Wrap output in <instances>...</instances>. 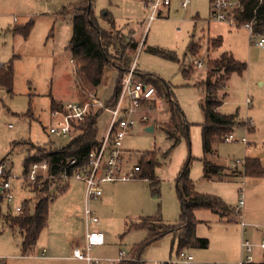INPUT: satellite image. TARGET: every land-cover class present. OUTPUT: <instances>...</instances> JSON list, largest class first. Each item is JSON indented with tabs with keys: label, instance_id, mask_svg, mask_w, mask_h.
<instances>
[{
	"label": "rangeland",
	"instance_id": "1",
	"mask_svg": "<svg viewBox=\"0 0 264 264\" xmlns=\"http://www.w3.org/2000/svg\"><path fill=\"white\" fill-rule=\"evenodd\" d=\"M81 1L0 0V73L6 72L9 66L12 68L9 84H0V160L8 164L16 176L23 173L27 153L35 154L34 149L29 151L30 143L58 148L69 141L49 133L51 101L82 100L85 93H93V88L80 91L75 87L72 77L76 64L68 49L74 7ZM148 1L94 0L93 9L99 27L111 36L123 41L131 35L138 41L133 58L137 65L135 71L157 75L169 84L171 99L188 124L189 142L183 135L175 141L163 128L171 119L169 102L164 95L157 92L151 101H140L136 115H131L135 125L122 139V148L127 166L140 158L153 159L155 186L148 178L140 176L104 183L101 198L90 202L100 219L97 227L105 234V244L92 248L91 254L105 259L117 257L119 250L130 253L132 246L146 237L145 229H129L130 224L140 219L154 225L157 220L164 224L178 222L180 205L175 178L188 157L191 158L189 176L197 191L216 195L233 209L239 189L243 187L244 222H264V175L244 174L245 161L236 166L240 174L232 168L235 159H258L264 170V155L260 156L264 153V48L254 43L260 35L251 36L242 25L233 26L214 19L209 0H190L187 7L180 6L181 0H170V4L161 6L157 16L148 22ZM105 14L112 18L114 25ZM16 27L25 28L27 32H17ZM218 36L221 45L210 47L209 39ZM191 41L196 44L197 57L187 51ZM155 47L174 53L179 61L152 53ZM112 52L111 63L118 68L119 49ZM224 52L246 67L241 73L229 75L226 95L218 108L222 114H236L239 124L231 130L235 140L215 142L214 153L208 157L223 169L230 168L228 174H235L230 179L217 181L202 177L201 104L205 93L201 83L210 62ZM196 59L202 62L201 68L194 65ZM131 63L132 60L127 65L129 68ZM113 67L105 68L103 80L95 88V95L103 103L110 100L119 79V71ZM184 68L188 75L182 74ZM134 78L139 80L137 76ZM212 80L216 82L215 77ZM143 114L148 116L147 125L139 122L138 116ZM98 116L97 136L101 137L110 114L103 110ZM148 125L153 126L152 131H145ZM242 137L247 143L241 141ZM144 167L141 166L142 171ZM11 185L14 200L8 202L0 197V264H85L82 260L71 262L41 257L42 249L46 255L50 253L47 246L53 241L64 243V238L69 237L84 242L82 182L72 179L65 191L51 193L54 198L49 201L45 226L34 247L26 252L21 249L20 232L15 228L11 230L3 218L14 215L15 205L23 200L27 207L29 202L32 206L36 195L23 186L21 178L11 179ZM194 214L198 220L195 233L208 242L205 248H184L192 253L197 264H236L240 259L241 239L259 242L264 238L256 239L253 230L257 227L254 226L247 225V231H242L236 222L240 217H235L231 210L227 217L233 219L232 222L207 208H197ZM174 239L172 233H167L150 243L141 253L144 263L173 258L177 244L174 242L171 250ZM68 246L69 242L62 253H70ZM253 259L255 264L264 263L257 246L253 249Z\"/></svg>",
	"mask_w": 264,
	"mask_h": 264
},
{
	"label": "trees",
	"instance_id": "2",
	"mask_svg": "<svg viewBox=\"0 0 264 264\" xmlns=\"http://www.w3.org/2000/svg\"><path fill=\"white\" fill-rule=\"evenodd\" d=\"M209 1L212 3L214 0ZM238 1L240 6L233 10L232 13L236 22L238 24L249 22L252 25V34H262L264 31V0ZM93 5L94 0H82L74 7L72 34L68 43L71 60L76 64L72 79L75 87L80 91L93 88L92 94H96L95 88L101 84L105 68L107 66L113 67L111 63L112 51L119 49L120 53L118 57L121 63L118 68L113 67L119 71V79L110 100L104 103L105 107L112 108L115 106L120 93V77L129 68L127 66L129 61L134 60V53L138 48V41L135 38H131V35H125L129 37L127 40L126 38L123 41L119 40V37H113L106 30L100 28ZM105 15L111 25H114L112 18L107 14ZM15 31L26 33L27 29L16 27ZM220 45V36L209 39L210 47L217 48ZM187 51L194 57L198 56V50L196 49L194 41L189 43ZM151 52L164 58L179 61L178 57L172 52L165 53L162 49L156 47L152 48ZM245 67V63L235 60L231 54L224 52L210 62L206 76L204 77L205 80L201 83L205 93L201 104L203 121L201 123L202 156L200 158L202 163V177L204 179H210L214 175H219L222 168L212 163L208 158L214 153V143L222 141L227 134L231 133L233 126L239 124L236 114H222L218 111V108L223 103L226 95L224 90L229 75L232 72L241 73L245 70ZM8 68L6 72L0 73V84L6 83L8 85L9 81H11L12 68L11 66ZM181 72L183 75H188L187 68L181 69ZM135 75L141 82L154 86L159 95H164L168 99L171 119L163 126L166 133L174 138L175 141L183 135L189 142L188 124L177 103L171 99L169 84L163 78L151 73L136 70ZM212 77H215L216 82L212 80ZM90 93H85V98L81 101L86 100L90 96ZM62 103L56 102L53 99L51 101V110L60 107ZM102 111L103 109L97 113L90 114L80 122L77 126L79 132L76 136L61 147L53 148L30 143L29 151L30 149H34L35 154L27 153L23 161V172L28 169L32 162L39 161L43 158H48L51 163H56L51 168L55 173L70 159H75L76 164L73 166L75 170L84 168L87 165L88 153L97 148L99 144L97 141V119ZM138 163L140 165V171L136 177L148 178L151 181L150 183L155 186L153 159L140 158ZM190 164L191 158L188 157L175 178V189L180 205L178 222L175 224H164L157 220L154 225L149 220L140 219L139 222L130 224L128 226L129 229L136 228L147 231L146 237L132 246L130 250L132 256L141 258V253L150 243L167 233H172L175 236L171 244V250L173 249L174 242H176V253L184 248H205L207 246V240L205 238H199L195 233V226L198 222L194 214L195 209L207 208L224 215L229 208L220 197L199 192L195 189L194 183L189 176ZM142 165L145 166L143 171L141 170ZM6 169L10 170V167L7 166ZM244 174L258 177L264 175V170L258 159L245 160ZM67 187V181L61 182L59 178L47 179L43 187L32 189L36 195L32 206H29V202L27 207V204L23 201V210L20 214L4 216L3 219H5V223L9 228L11 230L15 228L20 232L21 249L24 252L33 248L41 230L45 226L49 212V201L54 198V195L51 193H55L56 190L59 193L63 192ZM119 264L145 263L143 261L127 260L121 261Z\"/></svg>",
	"mask_w": 264,
	"mask_h": 264
},
{
	"label": "built area",
	"instance_id": "3",
	"mask_svg": "<svg viewBox=\"0 0 264 264\" xmlns=\"http://www.w3.org/2000/svg\"><path fill=\"white\" fill-rule=\"evenodd\" d=\"M190 0H181L180 6L187 7ZM170 4V0H150L146 3L149 12L147 21L153 20L159 8L163 5ZM238 0H214L211 3L212 16L214 19L225 21L233 26H244L249 30L251 36L252 25L249 22L238 24L233 17V10L239 8ZM263 34V33H262ZM255 40V44L264 48V36ZM197 68L202 67L200 60H194ZM135 59L132 61L128 70L124 71L119 80L120 93L116 104L112 108L105 107L104 103L95 95L91 94L86 100H69L64 101L60 107L51 110V123L49 133L61 138L71 140L79 132L78 124L90 114L97 113L101 109L109 112L110 117L107 128L101 137L97 136L98 146L91 150L87 155V165L82 169L75 170V159H70L65 165L61 166L58 172L51 170L56 163H51L48 158L32 162L28 169L22 175L16 176L10 170H7L8 164L0 160V197L8 202L14 200L15 195L12 192L11 179L21 178L23 186L32 190L41 188L47 179L59 178L61 182L78 180L83 184L84 208L83 218L85 224V238L82 247H74L72 257L82 260L85 264H119L121 261L133 260L143 261L142 258L132 256L124 250H119L115 258H101L91 254L92 248L102 246L105 243V234L97 226L100 219L96 212L90 207V202L98 199L103 194V184L130 180L135 178L140 171L139 163H133L131 166L126 165L125 151L122 148V139L135 125L134 116L140 108L141 100L153 99L157 90L154 86L143 83L134 78L136 69ZM139 122L147 125L148 116L143 114L138 116ZM235 136L229 133L223 141H233ZM241 141L246 142L245 137ZM129 159V157L127 156ZM245 160L235 159V164H240ZM60 166V164H58ZM7 171V173H6ZM244 190L240 187L237 204L233 207L232 213L238 219L242 231H245L247 225L259 227L264 231V224H248L242 218L244 206ZM25 201V200H23ZM23 201L17 203L14 207V213L20 214L23 210ZM258 247L263 255L264 261V238L259 242H252L248 239H241L240 242V259L236 264H255L253 259V249ZM44 252H42V255ZM150 264H197L192 253L186 249L179 250L173 258L166 261L153 260ZM264 264V263H258Z\"/></svg>",
	"mask_w": 264,
	"mask_h": 264
},
{
	"label": "crops",
	"instance_id": "4",
	"mask_svg": "<svg viewBox=\"0 0 264 264\" xmlns=\"http://www.w3.org/2000/svg\"><path fill=\"white\" fill-rule=\"evenodd\" d=\"M131 29H133V28H131ZM133 31H135V30H133ZM264 155V153H261V155L260 156H263ZM233 169H235V171L238 173V174H240V172L238 171V168L236 167L237 166V164H235V163H233ZM229 169L230 168H227V169H223V168H221V171L219 172V175H214L213 177H211L209 180H213V179H215V180H217V181H223V180H227V179H230V178H232V176H235V174H228V171H229ZM237 175V174H236ZM217 177V178H216ZM68 182V186H69V183H70V181H67ZM68 188V187H67ZM239 192H240V189H239ZM101 198V197H100ZM100 198H98V199H100ZM229 210H231L232 211V209H229ZM229 210L227 211V213L226 214H224V215H221V217H226L229 221H231L232 222V220L233 219H229L228 217H227V214L229 213ZM236 222L239 224V221L238 220H236ZM251 223H253V222H251ZM262 224H264V222L262 223ZM240 226V225H239ZM249 229H251V230H253L252 228H249ZM247 231V229H245V232ZM249 231V230H248ZM254 231V235H255V237H256V239H258V238H261V237H263L264 236V231L261 229V228H259V227H257V228H255V230H253ZM39 237V236H38ZM37 242V241H36ZM67 242H69V246L68 247H71V251H70V253H68L67 252V254H64V253H62L65 249H64V247L66 246V243ZM105 244V243H104ZM82 245H83V242H76V241H74V240H70V238L69 237H65L64 238V243H57V242H55V241H53V242H51V243H49L48 244V246H47V250L50 252L48 255H46L45 253H44V255L43 256H41V257H43V259H45V260H50V259H57V260H68V261H71V262H73V261H81V260H79V259H76V258H74V257H72V250H73V248L74 247H82ZM103 246V245H102ZM34 247V246H33ZM43 250V252H44V249H42ZM66 253V252H65ZM42 255V254H41ZM48 256V257H47ZM40 257V258H41ZM42 259V258H41ZM84 263V262H83Z\"/></svg>",
	"mask_w": 264,
	"mask_h": 264
},
{
	"label": "water",
	"instance_id": "5",
	"mask_svg": "<svg viewBox=\"0 0 264 264\" xmlns=\"http://www.w3.org/2000/svg\"><path fill=\"white\" fill-rule=\"evenodd\" d=\"M153 130V126L152 125H148L145 127V131H152Z\"/></svg>",
	"mask_w": 264,
	"mask_h": 264
}]
</instances>
